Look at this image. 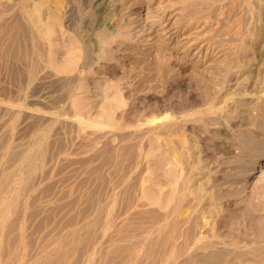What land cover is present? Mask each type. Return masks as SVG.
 Here are the masks:
<instances>
[{
	"label": "rangeland",
	"instance_id": "1",
	"mask_svg": "<svg viewBox=\"0 0 264 264\" xmlns=\"http://www.w3.org/2000/svg\"><path fill=\"white\" fill-rule=\"evenodd\" d=\"M0 9V264H264V0ZM194 153L207 222L187 190L182 214L157 202Z\"/></svg>",
	"mask_w": 264,
	"mask_h": 264
},
{
	"label": "bare ground",
	"instance_id": "2",
	"mask_svg": "<svg viewBox=\"0 0 264 264\" xmlns=\"http://www.w3.org/2000/svg\"><path fill=\"white\" fill-rule=\"evenodd\" d=\"M107 2V1H106ZM105 2V3H106ZM95 6H97V4L95 5ZM97 8V7H96ZM1 10L2 9H0V12H1ZM103 10V9H102ZM26 11V10H25ZM4 12V11H3ZM2 12V13H3ZM29 13V15H28V13ZM26 15H28V17H30V21L33 23V25L32 26H34V24L36 25V24H38L39 22H38V20H37V18H36V16H38V15H36V14H34L33 13V11H31V12H29V11H26V13H25ZM23 16V15H22ZM12 17H13V15H12ZM11 17V18H12ZM23 18V17H22ZM21 18V19H22ZM20 19V18H19ZM18 19V20H19ZM23 19H25V18H23ZM22 19V20H23ZM11 20V19H10ZM40 20V19H39ZM19 21H21V20H19ZM18 22V21H17ZM15 23V22H14ZM18 24V23H17ZM26 24H27V22H26ZM41 24V23H40ZM13 25V24H12ZM15 25V24H14ZM13 25V26H14ZM19 26H20V24H18ZM17 25V26H18ZM24 25V24H23ZM39 25V24H38ZM97 25H98V22H97ZM41 26V25H40ZM7 27V26H6ZM27 27V26H26ZM31 27V26H30ZM177 27V26H176ZM7 28H9V25H8V27ZM33 28V27H32ZM38 28V27H37ZM18 29V28H17ZM17 29H15V30H17ZM20 29V28H19ZM23 29V28H22ZM12 30H13V27H12ZM39 31V30H38ZM6 32V31H5ZM12 32V31H11ZM19 32V31H18ZM22 32V31H21ZM32 32V31H31ZM46 32V35H47V37H48V33L50 32L49 30H45L44 32H43V34ZM13 33V32H12ZM11 33V34H12ZM16 33V32H15ZM25 33V32H24ZM23 33V34H24ZM18 34V33H17ZM19 36V35H18ZM186 36V35H185ZM17 37V36H16ZM25 37L26 38H28V35L26 34L25 35ZM34 37V36H33ZM21 38H23V37H21ZM34 39H36L35 37H34ZM34 39H31V41L32 40H34ZM38 39V38H37ZM30 40V39H29ZM24 41H25V39H24ZM27 41V40H26ZM35 42V41H34ZM34 42H33V44H34ZM32 43V42H31ZM28 45V44H27ZM35 45V44H34ZM35 47V46H34ZM40 47V46H39ZM33 48V47H32ZM37 48V47H36ZM35 50V49H34ZM41 50V48H39L37 51H40ZM33 51V50H32ZM43 51V50H42ZM41 53H44V51L43 52H40V54ZM51 54H52V52H51ZM50 54V55H51ZM35 55V54H34ZM39 55V54H38ZM43 55V54H42ZM37 56V55H36ZM48 56H49V54H48ZM52 56V55H51ZM82 58H84V56L82 57ZM44 59V58H43ZM52 59H53V57H52ZM37 60V59H36ZM50 60V59H49ZM32 61H34V60H32ZM43 61V60H42ZM42 61H41V63H42ZM35 62V61H34ZM48 62V61H47ZM69 62V61H68ZM76 62V61H75ZM84 61H82V63H83ZM86 62V61H85ZM84 62V63H85ZM70 64H71V62H69ZM72 63H74V62H72ZM82 63H80V64H82ZM51 64V63H50ZM57 64V63H56ZM55 64V66H57L56 68L59 70V71H63V72H65L66 70H68L67 68L69 67L70 68V65H68V63L67 64H57L56 65ZM77 64V63H76ZM79 64V63H78ZM37 65H38V63H37ZM71 65H74V64H71ZM88 65V64H87ZM39 66V65H38ZM53 66V65H52ZM75 66H77V65H75ZM84 66V65H83ZM39 68V67H38ZM55 69V68H54ZM57 70V71H58ZM67 72V71H66ZM91 73H93V72H91ZM89 74V73H88ZM92 78V81H93V79H94V76H91ZM264 89V88H263ZM77 102V101H76ZM75 103V102H74ZM107 103V102H106ZM76 104V103H75ZM77 104H78V102H77ZM76 104V105H77ZM75 105V106H76ZM74 106V105H73ZM78 106V105H77ZM75 107V108H77V109H79L80 107ZM110 105H106V104H102V110L100 109V112L101 111H103V108H107V109H111L110 107H109ZM72 109H74L73 107H72ZM108 111V110H107ZM76 113H78V115H79V119L81 120L80 122L81 123H85V124H90L92 121H91V118H89V116H87V117H85L83 114V112L81 113V111L79 112V110L77 111H75ZM105 112V111H104ZM85 113H87V111H85ZM86 115H88V114H86ZM99 115V114H98ZM106 115V114H105ZM76 116V115H75ZM85 117V118H84ZM101 118H102V116H101ZM152 121H154V119H152ZM151 122V121H150ZM84 124V125H85ZM168 125V124H167ZM161 127V126H160ZM155 130V129H154ZM153 130V131H154ZM160 130V129H159ZM162 131V130H161ZM151 132V131H150ZM158 132H160V131H158ZM151 133H153V132H151ZM258 139H260V138H258ZM159 147H160V145H158V144H152L151 145V149H152V151L155 153L154 155H155V157L153 158V162L152 163H154V164H158V163H161L160 162V157L159 156H157L156 155V152H155V150H159ZM191 147V146H190ZM257 148H259L260 147V150L257 152V154H256V156L252 159L253 160V164L251 165V167H252V169L249 171V174L250 175H253V174H257V173H259L261 170H262V168L264 167V143L263 142H261V143H259V144H257V146H256ZM167 150V149H166ZM193 151V150H192ZM191 151V152H192ZM169 150H168V153H167V156H168V154H169ZM32 153V152H31ZM167 156H165V159H167ZM167 160H169V158L167 159ZM202 160L203 159H201L200 158V155L199 154H192L191 155V160H190V162H189V170H190V173H189V175L187 174L186 176H185V178L184 179H182V177H181V181L179 180V182H177L178 181V179L177 180H175L176 178H173V177H171V174H172V172H169L168 173V177H167V182H166V185L168 184L169 185V192H167V194L163 197V196H161L162 198L161 199H163V200H159L158 199V197L160 196V195H157V198H152L154 201H157L156 199H158V201L157 202H159V201H164V206L165 207H167V212L169 213V214H171V213H173L174 211H177L178 213H180V214H182V211H181V209H183V200L184 199H187V198H185L184 197V194H183V192L184 191H188V194L189 195H191V198H194V199H192V200H196L195 202L197 203V204H199L200 205V209L202 210L201 212L203 213V221L205 220V222H207V220H209V218H208V216H211L212 214H214V213H217L218 211H221V207H222V205L221 204H216L215 202H214V200L212 199V197H211V195L205 190V185L209 182V175H208V172H207V174H205L204 172H202L201 170L203 169V164L201 163L202 162ZM156 177L154 176L153 177V179H155ZM156 180V179H155ZM154 181V180H153ZM175 181L177 182V184L175 185ZM154 183H156L157 184V182L155 181ZM159 183V182H158ZM156 184H154V185H156ZM153 197H154V195H153ZM185 201V200H184ZM188 201V200H187ZM200 212V213H201ZM183 215H184V213H183ZM171 216V215H170ZM179 216H181V215H179ZM185 216V215H184ZM208 219H207V218ZM186 218V217H185ZM185 218H184V220H185ZM199 218V217H198ZM193 219V218H192ZM191 219V220H192ZM166 220V219H165ZM183 220V219H182ZM169 221V220H168ZM187 221V220H186ZM198 221V220H197ZM185 222V221H184ZM182 223V222H181ZM191 223V222H190ZM193 224H194V222H193ZM204 224H206V223H203V225ZM166 225V224H165ZM167 225H169V224H167ZM173 225V224H172ZM176 225V224H175ZM183 225V224H182ZM179 226V225H178ZM184 226V225H183ZM195 227H199L200 226V224H199V222H196V224L194 225ZM177 227V226H176ZM182 228V227H181ZM168 229H169V226H168ZM172 229V228H171ZM182 229H184V228H182ZM190 229H191V227L188 229L189 230V233L187 232V236L185 237L186 239V241H187V239L188 238H190L191 237V235L189 236L188 234H190L191 232H190ZM193 229V228H192ZM165 230H166V228H165ZM174 231V230H173ZM177 231V230H176ZM169 232H171V230L169 231ZM183 232V231H182ZM182 232L180 233V234H182ZM175 233V232H174ZM193 233V232H192ZM163 234H164V232H163ZM170 234V233H169ZM169 234H166V236L170 239V237H169ZM179 234V233H178ZM186 234V233H185ZM171 235V234H170ZM175 236V234L172 236L173 238H171L170 240H168V241H170L169 243H170V245H174V244H179L180 243V245H181V243H182V241H181V237H180V241L181 242H176L177 241V239H176V237H174ZM184 237V236H183ZM173 239V240H172ZM184 240V239H183ZM189 240V239H188ZM179 241V240H178ZM185 242V241H184ZM186 244V243H185ZM167 245V244H166ZM184 245V244H183ZM175 246V245H174ZM173 246V248H175ZM171 248V247H170Z\"/></svg>",
	"mask_w": 264,
	"mask_h": 264
}]
</instances>
